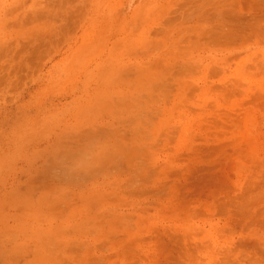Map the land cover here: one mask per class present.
I'll list each match as a JSON object with an SVG mask.
<instances>
[{"label": "rangeland", "instance_id": "rangeland-1", "mask_svg": "<svg viewBox=\"0 0 264 264\" xmlns=\"http://www.w3.org/2000/svg\"><path fill=\"white\" fill-rule=\"evenodd\" d=\"M166 1L158 57L94 60L83 123L17 122L57 54L15 105L0 90V264H264V0ZM119 2L0 0V88L40 66L24 39L50 14L113 22Z\"/></svg>", "mask_w": 264, "mask_h": 264}, {"label": "crops", "instance_id": "crops-1", "mask_svg": "<svg viewBox=\"0 0 264 264\" xmlns=\"http://www.w3.org/2000/svg\"><path fill=\"white\" fill-rule=\"evenodd\" d=\"M122 1L116 3L114 10L119 13L115 14L113 22H109L105 16L100 17V14H97L95 19L90 22H82L73 16L71 19L70 14H67L66 19L59 22L50 14L49 34L36 37L30 35L28 37L33 38L24 39L27 43L33 44V50L30 53L34 58L39 59L38 65L40 66L35 69L25 68L23 71L12 74L17 86L1 87L2 93L7 94L5 97L3 95L2 99L6 101L8 97H12L11 106L15 105L19 99L21 100L25 87L37 76L39 78L50 72V78L47 77L48 81L46 82L41 78L40 82L35 84L33 94L28 95L27 100L34 97V100H31L32 109L36 112L34 117L17 119V122L39 121L38 124H54L57 128L66 123H83L82 114L99 95V91L96 92L99 90L98 82L101 80V84L105 85L108 81L107 77H100L107 76V74L100 72V68L96 67L94 61L100 57L99 53H102V58H109V60L122 56L123 51L131 55L136 54L140 49H143L142 51L147 53L146 55L150 58L157 56L156 54L159 52L155 54V47L169 42L170 11L172 10L170 4L166 0ZM123 10L127 12L125 15L122 13ZM121 16L126 19L122 17L121 22L115 20L116 17ZM19 17L11 22H28V26L31 28L36 27L39 24L37 22H44L36 18L35 13ZM21 39L23 38L19 37L14 41L20 43ZM104 48H108L107 54H105ZM53 55L57 56V62H65L67 67H60V70L56 69L57 67L55 69L49 67L43 74V60ZM65 60L72 61V63L69 62L68 65ZM91 79L97 83L96 86L92 87ZM91 91L94 92L91 94ZM34 92L36 93L34 94ZM2 99L0 100V107H2L0 124L9 120L5 118L3 112V108L9 105H6ZM37 128H40L39 125H36L35 129ZM60 132L66 136L68 130H60ZM62 135L60 137H63ZM0 137H4L2 129Z\"/></svg>", "mask_w": 264, "mask_h": 264}]
</instances>
